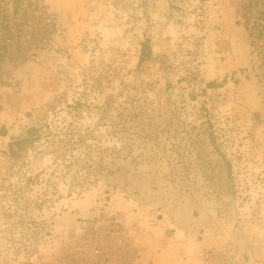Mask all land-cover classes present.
Returning <instances> with one entry per match:
<instances>
[{
	"label": "rangeland",
	"instance_id": "rangeland-1",
	"mask_svg": "<svg viewBox=\"0 0 264 264\" xmlns=\"http://www.w3.org/2000/svg\"><path fill=\"white\" fill-rule=\"evenodd\" d=\"M244 1L38 0L50 43L0 69V264H264Z\"/></svg>",
	"mask_w": 264,
	"mask_h": 264
},
{
	"label": "trees",
	"instance_id": "trees-1",
	"mask_svg": "<svg viewBox=\"0 0 264 264\" xmlns=\"http://www.w3.org/2000/svg\"><path fill=\"white\" fill-rule=\"evenodd\" d=\"M238 13L242 21L237 23L246 29L260 60L259 67L264 69V0H245ZM54 30V22L38 0H0V69L5 61L23 62L36 56L50 43ZM150 56L149 45L142 43L139 62ZM34 131L30 128L27 132ZM33 135L14 140L10 152L15 155L14 145L33 141Z\"/></svg>",
	"mask_w": 264,
	"mask_h": 264
},
{
	"label": "water",
	"instance_id": "water-1",
	"mask_svg": "<svg viewBox=\"0 0 264 264\" xmlns=\"http://www.w3.org/2000/svg\"><path fill=\"white\" fill-rule=\"evenodd\" d=\"M231 264H234V263H231Z\"/></svg>",
	"mask_w": 264,
	"mask_h": 264
}]
</instances>
